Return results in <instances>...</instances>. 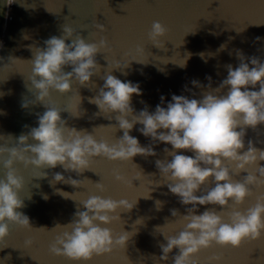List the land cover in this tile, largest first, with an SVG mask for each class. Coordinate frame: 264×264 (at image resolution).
I'll list each match as a JSON object with an SVG mask.
<instances>
[{"label": "water", "instance_id": "obj_1", "mask_svg": "<svg viewBox=\"0 0 264 264\" xmlns=\"http://www.w3.org/2000/svg\"><path fill=\"white\" fill-rule=\"evenodd\" d=\"M154 22L167 29L166 35L160 38L162 48L148 38ZM97 25L106 30L102 32ZM65 26L80 34L86 43L99 44L104 37L108 47L97 53L99 68L89 84L82 86L73 80L71 91L61 94L52 90L41 102L31 84L33 50L44 47V41L52 36L61 37ZM221 45H224L222 49ZM138 46L144 51L138 52ZM238 51L246 58L258 57L264 62V0H0V146L15 147L21 135H28L31 128L37 127L39 116L46 111L44 104H55L69 129L85 130L98 142L115 144L123 136L116 114H105L89 102L99 94L106 75L139 84L142 95L132 96V107L136 112L145 107L154 112L162 95L165 97L162 106L166 107L173 94L199 99L209 84L213 89L219 87L227 77V65L233 68L239 65ZM9 57L17 60L3 68L10 62ZM126 63L125 68L115 67ZM69 71L70 67L65 68V72ZM209 76L211 81L206 78ZM194 80L204 88L194 85ZM25 103L27 108L22 107ZM79 111L81 114L74 116ZM140 127L137 124L130 135L146 147L152 141L137 130ZM244 139L242 151L247 150L249 140L264 149V124L255 130L246 129ZM35 143L28 141L29 145ZM153 147L157 155H137L131 161L93 158L89 169L79 174L65 171L60 165L55 169L37 168L17 161L14 167L23 182L17 192L23 207L17 211L29 218L32 228L9 225V235L0 242V264H174L173 258L179 250L173 249L168 260L162 261L160 245L167 244L165 237L178 236L185 229L187 221L183 216L189 214L187 209L192 206L180 203L156 167L157 160L172 159L164 152L171 145L156 143ZM177 154L194 155L184 150ZM224 163L232 170L233 182H243L248 173H257L256 167L250 166L237 174L235 165ZM259 166H264V161ZM5 172L0 163V179L5 178ZM56 173L66 180L71 177L80 181V186L53 183ZM117 174L124 181H118ZM97 183L104 186L103 192ZM214 186L210 179L195 194H206L205 189ZM249 187L252 194L242 204L229 200L225 208L198 205L196 214L211 210L228 222L234 210L246 212L255 206L258 198L264 197V186ZM92 196L136 201L130 211L118 209L110 213L120 219L100 225L109 228L114 239L127 232L128 241L123 246L116 245L109 254L94 255L87 262L52 254L50 246L56 237L71 231L70 227L63 226L72 222L77 211L85 210L83 203ZM173 210L178 216H172ZM214 256L222 258L219 264H264V232L260 239L245 240L238 248L213 242L192 259L197 264H216L211 259Z\"/></svg>", "mask_w": 264, "mask_h": 264}, {"label": "clouds", "instance_id": "obj_2", "mask_svg": "<svg viewBox=\"0 0 264 264\" xmlns=\"http://www.w3.org/2000/svg\"><path fill=\"white\" fill-rule=\"evenodd\" d=\"M97 27L102 32L106 30L102 25ZM166 32L167 29L161 23L154 22L148 38L152 44L162 48L160 38ZM67 40L72 42L66 43ZM107 47L104 37L100 38L99 44L86 43L80 34L65 26L61 37L52 36L44 41V47L34 48V59L30 61L31 84L38 92L37 99L45 101L52 90L68 93L73 80L82 86L89 84L99 68L96 55L101 48ZM223 47L221 45V49ZM137 51L142 52L144 49L138 46ZM237 56L239 65L235 68L227 65V77L219 87L213 89L209 84L199 99L173 94L166 107L162 106L165 104L162 95L161 103L154 112L148 111L147 107L136 112L132 107V96L142 95L139 84L122 82L111 74L106 75L99 94L90 98L89 102L105 114H116L115 120L123 136L112 145L105 141L98 142L85 130L69 129L67 122L61 118V110L55 104H44L46 111L39 116L37 127L31 128L28 135H21L15 147L0 146V163L6 170L5 178L0 179V242L9 235L10 224L32 228L29 218L17 211L23 207L17 195L23 186L14 167L17 161L37 168L55 169L60 165L65 171L79 174L89 169L90 160L97 157L111 161H131L137 155L155 156L157 153L153 145L156 143L171 145V149L166 147L164 152L172 159L156 161L163 181L167 182L169 191L179 197L180 203L192 206L187 209L189 214L183 216L187 221L185 229L178 236L165 237L167 244L160 245V260L167 261L169 253L178 249V254L173 258L174 264H197L192 257L201 249L211 247L213 242L223 247L238 248L245 240L260 239L264 232V197L258 198L255 206L246 212L234 210L228 222L215 211L206 210L200 215L196 214L198 205L225 208L229 200L236 205L242 204L252 194L249 186H264V166H259V162L264 161V149L257 148L249 140L247 150L242 151L245 149L246 129L255 130L258 125L264 124V62L258 57L246 58L239 51ZM14 60L17 58L9 57L10 62L3 68H7ZM127 66L126 63L123 67H115L122 69ZM68 67L71 71L65 72ZM206 78L211 81L210 76ZM192 83L204 88L195 80ZM22 107L27 108L28 103ZM80 114L79 111L74 116ZM137 124L142 125L137 130L152 141L146 147L130 135ZM110 126L116 128V125ZM29 139L36 143L29 145ZM181 150L194 155L177 154ZM5 156L7 158L2 159ZM224 161L235 165L237 174L247 171L250 166H255L257 173H248L243 182H233L232 170ZM116 179L124 181L125 178L117 174ZM210 179L215 186L205 189L206 194L197 196L195 193ZM61 182L80 186V181L71 177L66 180L62 174L56 173L53 183ZM97 187L101 192L105 190L100 183H97ZM135 203L126 199L114 201L100 196L90 197L83 203L85 210L77 211L72 222L63 226L70 227L71 231H64L57 236L50 246V252L76 262H87L94 255L111 253L116 245L123 246L130 236L125 232L114 239L112 231L100 225L120 219V216H111L110 213L118 209L130 211ZM157 205H160L159 201ZM172 216H178V212L173 210ZM211 259L219 264L222 258L214 256Z\"/></svg>", "mask_w": 264, "mask_h": 264}]
</instances>
